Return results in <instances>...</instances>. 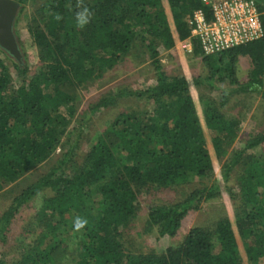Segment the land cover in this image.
Segmentation results:
<instances>
[{"label": "trees", "instance_id": "obj_1", "mask_svg": "<svg viewBox=\"0 0 264 264\" xmlns=\"http://www.w3.org/2000/svg\"><path fill=\"white\" fill-rule=\"evenodd\" d=\"M254 1L264 11V0ZM197 9L209 14L210 4L50 0L27 26L40 64L35 73L27 76L25 56L18 61L0 48L21 80L15 85L0 59V191L48 160L57 147L62 150L53 166L0 210L4 243L20 209L48 191L31 219L39 230L35 245L11 264H264V157L247 152L264 143V133L250 136L224 159L241 119L222 109L231 95L254 93L264 101V35L212 55H202L195 39L192 53L199 54L206 73L168 75L158 48L175 49L189 35L188 21ZM137 46L150 60L154 84L143 89L120 85L99 94L80 113L81 125L70 130L81 90ZM241 57L249 61L245 82L237 77ZM201 85L222 87L221 96L203 95L198 106L191 90ZM129 97L151 108L118 114L78 159L81 127L100 109ZM222 159V180L227 183L234 170L237 192L203 182L178 201L146 203L139 229V192L209 179ZM225 189L236 203L233 217L224 215L210 229L192 228L161 253L128 246L134 235L174 237L187 214ZM59 226L68 228L66 238L57 232Z\"/></svg>", "mask_w": 264, "mask_h": 264}, {"label": "rangeland", "instance_id": "obj_2", "mask_svg": "<svg viewBox=\"0 0 264 264\" xmlns=\"http://www.w3.org/2000/svg\"><path fill=\"white\" fill-rule=\"evenodd\" d=\"M50 0H25L21 12L16 17L15 25L13 27L17 44L21 52V57L25 56V62L28 66L27 76H31L39 67L37 60V52L34 47L30 35L27 31V26L32 22L33 16L43 8ZM264 6V2H261ZM37 18V16H36ZM159 59L166 74H183L188 77L198 76L206 73V67L203 65L199 54H193L192 52H183L178 47L172 50H163L158 48ZM23 55V56H22ZM0 59L4 65L8 67L12 82L15 85L20 83V79L17 76L16 71L12 66V62L9 58L0 53ZM249 69V61L245 57H241L238 63L237 77L241 82L247 80V71ZM155 75L150 60L144 52L143 47L134 48L118 65L112 70H108L104 73L103 77L98 79L95 84L87 86L84 90H81L80 99L78 100V108L76 116L72 119L69 129L75 128L81 125V115L85 106L95 100L99 94L106 91L115 89L117 86L125 85L131 89H143L154 84ZM222 87H213L208 89L201 85L194 87L191 90V94L194 97L198 106L203 102V95H209L218 99L221 96ZM151 108V105L142 100L134 97L123 98L108 108L100 109L95 113L87 124H84L81 129L83 136L81 137L80 147L77 151L78 159L89 149V146L93 142L96 134L103 131L116 116L123 111L142 112ZM223 111L229 116H239L241 119V127L236 140L228 147L227 154L224 159L231 153L234 147H241L245 141L257 133H264V101L259 94H238L231 95L229 102L224 106ZM258 152V156L264 157V143L258 148L247 152ZM62 150L57 147L48 160L38 165L32 171L24 175L16 182L10 183L5 189L0 191V210L5 208L11 198L18 194L26 185L34 182L41 174L45 173L51 166H53ZM224 159L215 163L214 173L209 179L192 180L185 184L174 185L169 188H160L152 190L150 193L145 191L139 192L138 202L140 204L141 212L137 220L139 229L142 230V222L145 213L146 203H171L178 201L186 196L193 188L202 186V183L211 184L217 182L220 187L229 186L232 192H237V185L235 183L236 173L233 170L230 173V177L227 183L222 180V164ZM69 172V171H68ZM201 181V183H200ZM46 190V189H45ZM41 191L35 197H33L25 206H23L16 217L12 220L7 239L4 243H0V261L4 264H11L16 260L17 255L21 252H25L32 248L36 236L38 235V228L32 223L33 220L40 212L38 208L42 195H46L48 191ZM235 201L230 199L227 195V190L216 199L204 202L201 201L199 207L196 210H192L182 220L181 226L174 237H160L157 238L156 234H142L140 237L133 236L129 247L137 248V251L147 252L153 250L156 252H162L167 246L175 245L179 243L188 231L195 227L211 228L213 222L223 217L224 215L233 217ZM34 217V218H33ZM33 220L31 221V219ZM57 232L63 238L68 234V228L59 226ZM66 238V237H65ZM134 239V241L132 240ZM46 241V240H45ZM66 243V242H64ZM131 245V246H130ZM70 244V251L73 249ZM2 262V263H3Z\"/></svg>", "mask_w": 264, "mask_h": 264}, {"label": "built area", "instance_id": "obj_3", "mask_svg": "<svg viewBox=\"0 0 264 264\" xmlns=\"http://www.w3.org/2000/svg\"><path fill=\"white\" fill-rule=\"evenodd\" d=\"M210 4L209 14L194 10L189 21V35L178 42L183 52H192L193 40L200 44L202 55L253 41L264 35V11L254 0H201Z\"/></svg>", "mask_w": 264, "mask_h": 264}, {"label": "water", "instance_id": "obj_4", "mask_svg": "<svg viewBox=\"0 0 264 264\" xmlns=\"http://www.w3.org/2000/svg\"><path fill=\"white\" fill-rule=\"evenodd\" d=\"M15 0H0V48L20 61L21 52L14 33V22L19 10Z\"/></svg>", "mask_w": 264, "mask_h": 264}]
</instances>
